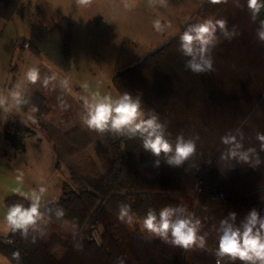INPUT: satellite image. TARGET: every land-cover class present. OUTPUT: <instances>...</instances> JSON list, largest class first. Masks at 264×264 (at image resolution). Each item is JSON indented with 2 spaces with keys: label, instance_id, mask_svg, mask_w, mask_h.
I'll use <instances>...</instances> for the list:
<instances>
[{
  "label": "trees",
  "instance_id": "16d2710c",
  "mask_svg": "<svg viewBox=\"0 0 264 264\" xmlns=\"http://www.w3.org/2000/svg\"><path fill=\"white\" fill-rule=\"evenodd\" d=\"M239 4L237 7L234 0L220 4L204 0L180 31L208 18L226 19L230 30L235 26L238 34L231 40L221 37L212 50V72L195 74L185 67L186 58L178 50L180 33L140 62L114 73V87L121 94L140 95L146 114L154 111L167 123L173 142L180 133L185 138L199 137L196 155L183 167H171L161 157L156 174L148 176L140 166L145 161L154 163L156 158L144 152L138 138L99 134L84 125L60 132L44 120L51 108L39 87L27 84L23 88L30 103L19 108L36 117L53 141L56 167L93 148L104 171L92 170L95 162L91 158L76 161L69 165L71 178L63 183L61 197L42 204V211L52 210L53 227L69 224L77 228L75 239L72 233L64 240L55 235L48 242L37 236L33 244L31 234L28 240L19 233L0 235V253L7 260L17 264L12 253L19 251L21 264H118L119 259L124 264H215L220 220L236 212L239 224L252 208L264 215V164L252 168L221 159L229 148L223 137L234 136L245 149L255 147L259 151L256 133H264V43L256 36V29L264 22V9L253 21L247 0H239ZM56 13L59 22L54 27L32 25L25 43L36 57H44L70 73L72 21L60 11ZM33 105L38 111L31 110ZM3 130L7 143L21 151L25 150V139L37 135L35 129L15 118L7 119ZM260 156L264 159V152ZM17 202L29 204L21 195L5 199L7 206ZM121 202L131 205L134 220L140 223L149 208L158 212L166 205L185 206L201 219L202 232L208 233L206 248L185 250L142 235L140 227L118 220ZM57 208L64 210L62 220L55 218ZM100 225L101 242L92 235L90 239L82 236L84 230L92 234ZM76 242L82 244V250L74 247ZM59 248L61 255L57 254Z\"/></svg>",
  "mask_w": 264,
  "mask_h": 264
},
{
  "label": "clouds",
  "instance_id": "9594fccd",
  "mask_svg": "<svg viewBox=\"0 0 264 264\" xmlns=\"http://www.w3.org/2000/svg\"><path fill=\"white\" fill-rule=\"evenodd\" d=\"M87 3L88 0H80ZM168 0H149L151 7H165ZM212 4L227 3L228 0H208ZM237 7L239 0H234ZM125 6L129 4L125 0ZM247 8L253 21L256 20L261 9H264V0H247ZM153 27L157 32H164L170 23L162 24L160 19L153 21ZM235 26L230 30L228 22L224 18L204 19L201 22L188 24L179 35V52L185 60V67L195 74L208 73L213 71L212 50L221 41V37L227 40L237 35ZM258 40L264 43V22H261L256 29ZM26 84L35 85L41 81L39 67H29L24 73ZM58 81L62 92L71 90V80L68 77H60L57 73L45 76L42 80L44 87L50 84L55 86ZM9 100L14 102L17 108L29 105L30 100L26 98L24 89H17L5 95L0 92V108L8 106ZM84 114L82 122L90 131L99 134L109 133L118 137L128 139L138 138L144 152L155 157L154 165L159 167L160 158L175 168L183 167L186 161L196 155L198 136L185 138L183 133L176 136L173 142L168 136V125L161 121L154 111L147 113L142 107L140 95L133 96L124 92L116 97L111 95L81 97ZM59 107L67 110L70 105L64 100L63 95L57 97ZM31 110L38 111L33 105ZM256 140L259 142V151L255 147L244 148L242 143L236 141L234 136H225L222 142L229 145L228 151L222 154L221 159L234 160L240 164H246L257 168L264 164L260 152H264V133L257 132ZM18 179H22L18 177ZM47 189L43 186L33 190L30 196L25 197L29 204L17 202L8 206L2 221V233L7 236L9 233H19L20 236L35 244L37 236L43 237L46 234V226L52 220V210L42 211V204ZM118 220L133 227L135 224L134 215L130 204L121 202L118 205ZM55 218L62 220L65 213L63 208L55 210ZM237 213L229 212L227 217L219 222L216 229L218 234V245L215 249V264H224L230 261L235 264H264V215L257 208H252L237 224ZM75 223V222H74ZM73 223V226H74ZM141 228L152 238H159L161 241L175 247L188 250L199 248L204 250L207 245V232H202L203 224L200 218L196 217L183 205H166L156 210L149 208L142 220ZM75 232L73 237L75 239ZM11 243L10 240H5ZM74 247L82 250V244L76 242ZM12 259L21 264L19 251L12 253ZM118 264H124L119 259Z\"/></svg>",
  "mask_w": 264,
  "mask_h": 264
},
{
  "label": "rangeland",
  "instance_id": "374dc122",
  "mask_svg": "<svg viewBox=\"0 0 264 264\" xmlns=\"http://www.w3.org/2000/svg\"><path fill=\"white\" fill-rule=\"evenodd\" d=\"M44 2L48 3L47 6ZM91 5L94 6L92 0ZM89 3V1L87 2ZM129 6L123 7L119 13H114L111 17L105 18L101 27L108 28L113 26L115 29L114 36L117 42H112L108 37L103 41L96 40L88 44L84 40L80 32V26L75 23V38L72 40L74 44L72 52V70L64 72L57 65L50 61L43 60L40 66L41 81L36 85L39 92L46 98L47 105L51 108L50 112L44 117L47 122L53 124L60 132H71L79 126H83L82 116L84 114L83 102L81 97L111 95L116 97L121 93L114 87V73L123 70L129 66H133L147 57L148 54L159 49L164 45L168 38L176 35L178 25H182V21L190 17L194 11V4L191 0H184L180 3L168 0L165 7H151L149 0H129ZM34 22L30 26L28 38L22 40L20 36L16 52L29 50L26 46V40L31 34L32 25L41 24L45 27H54L59 22L57 9L54 8L48 0H37L34 11ZM160 19L162 24L170 23V27H166L164 32H157L153 27V21ZM23 31V30H22ZM21 32V35H23ZM116 41V40H115ZM122 46V50L114 48L116 45ZM31 52V51H30ZM32 53V52H31ZM21 54V55H22ZM33 54V53H32ZM34 55V54H33ZM93 55V56H92ZM23 56V55H22ZM35 56V55H34ZM17 57V56H16ZM17 59V58H16ZM57 73L60 77H68L71 80V90L62 92L58 81L55 86L50 84L47 88L43 86L42 80L45 76ZM21 83L25 84L24 76ZM63 95L64 100L70 107L62 110L59 107L57 97ZM8 117L18 119L28 126L35 129L36 136L25 139V150L21 151L7 143L4 137V122L0 118V235L2 233V221L8 206L5 199L10 195L30 196L33 190L43 186L47 189L43 203L57 201L63 191V183L70 181V166L79 160L93 159L95 163L91 166L103 170L97 152L93 148H89L86 152H80L68 161L61 162L57 166V154H55L54 143L50 141L48 135L42 131L36 117L31 113L23 112L15 105L9 111ZM85 126V125H84ZM140 169L147 175H155L158 168L150 161L142 162ZM22 179H18L21 177ZM142 223L135 220L134 228L140 227ZM102 225L97 231L89 234L88 230H84L82 236L89 238L91 235L101 242ZM73 230V229H72ZM70 228L53 227L50 223L46 226V234L40 237L44 242H48L51 237L57 235L63 240L71 234ZM142 235L149 236L142 230ZM78 234L77 229L73 233ZM57 254L61 255L62 250L59 248ZM0 264H12L7 258L0 253Z\"/></svg>",
  "mask_w": 264,
  "mask_h": 264
},
{
  "label": "crops",
  "instance_id": "0c3cea01",
  "mask_svg": "<svg viewBox=\"0 0 264 264\" xmlns=\"http://www.w3.org/2000/svg\"><path fill=\"white\" fill-rule=\"evenodd\" d=\"M36 1L0 0V92H3L5 95L13 90L23 89L27 84L26 82L25 84L21 83V79L26 70L33 66L40 69V66L43 65L41 63L45 60L44 58L34 56L29 50H25L23 54L16 52L19 42L18 38L23 36L21 38L24 40L29 36L30 26L35 20ZM88 1L89 3H81L80 0H48L57 11H60L72 21L73 38H75L74 22H77L80 26V32L83 34L81 36L84 40H87L88 44L96 40L103 41L105 37H108L114 43L117 42V38L113 35L115 32L113 26L103 28L101 27V23H104L106 17L110 15L112 17L114 13H119L123 10L125 0H92L94 6L91 5V0ZM173 1L180 3L184 0ZM191 1L194 4V11L189 18L182 21V25H178V28H176L178 30L176 32L178 33L170 36L166 43L181 33L180 31L183 30L186 23L204 2V0ZM21 32H24L22 33L23 35H21ZM72 48H74V44H72ZM114 48L122 50L123 47L117 44ZM13 105H15L14 102L9 100L8 106L0 108V118L3 120L4 125L7 119L11 118L8 115ZM64 227L71 230L77 229L69 224H65ZM73 230L70 231L72 234Z\"/></svg>",
  "mask_w": 264,
  "mask_h": 264
},
{
  "label": "built area",
  "instance_id": "2783aa9c",
  "mask_svg": "<svg viewBox=\"0 0 264 264\" xmlns=\"http://www.w3.org/2000/svg\"><path fill=\"white\" fill-rule=\"evenodd\" d=\"M200 183H203V181H202V180H200ZM220 196H221V197H223V194H221Z\"/></svg>",
  "mask_w": 264,
  "mask_h": 264
}]
</instances>
